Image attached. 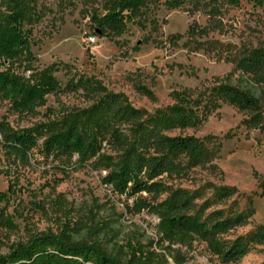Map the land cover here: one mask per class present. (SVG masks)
<instances>
[{
    "label": "rangeland",
    "instance_id": "1",
    "mask_svg": "<svg viewBox=\"0 0 264 264\" xmlns=\"http://www.w3.org/2000/svg\"><path fill=\"white\" fill-rule=\"evenodd\" d=\"M111 1L34 0L39 20L30 26L33 69L52 67L61 88L29 114L16 112L0 100V125L46 132L82 116L106 93L118 94L133 107L152 113L173 103V90L197 96L225 78L240 56L264 47V8L251 2L219 4L213 11L214 30L189 36L191 24L207 26L209 8L203 2L208 0H182L176 8L166 0H152L119 35L102 33L91 19ZM78 78L89 81L87 88L71 86ZM247 114L222 103L196 128L165 131L171 136L209 137L219 144L213 164L223 174L185 166L180 174L158 177L168 187H203L206 198L216 187L228 185L251 195L252 216L222 235L227 241L264 226V195L258 187L259 178L264 177V132L242 124ZM59 165H63L60 159H46L36 151L28 163H21L0 147V192L5 193L0 200V254L33 234L66 229L74 241L97 243L123 264H264V242L254 244L236 261L213 254L198 239L190 245L159 243L156 215L135 210L134 197L118 196L103 182L102 167L90 163L73 171L67 166L64 173ZM166 195L154 199L142 194L153 203ZM233 199L240 210L244 197H233L227 204ZM5 215L10 216L13 229L6 227ZM132 247L143 255H132Z\"/></svg>",
    "mask_w": 264,
    "mask_h": 264
},
{
    "label": "trees",
    "instance_id": "2",
    "mask_svg": "<svg viewBox=\"0 0 264 264\" xmlns=\"http://www.w3.org/2000/svg\"><path fill=\"white\" fill-rule=\"evenodd\" d=\"M151 1L112 0L103 13H93L91 19L102 33L119 35ZM241 1L264 8V0H208L203 2L209 8L207 26L191 24L187 33L207 35L214 30V9L223 2L236 6ZM166 3L176 8L182 0ZM38 20L34 0H0V100L7 101L16 112L33 113L44 104L48 94L61 88L52 67L33 69L30 26ZM75 82L71 86L87 88L89 81L78 78ZM144 92L151 95L148 90ZM170 96L171 105L149 113L123 101L118 94L106 93L85 109L82 116L46 132L34 128L13 130L0 125V147L5 155L21 163H28L35 151L46 159H60L63 165L58 168L64 173L67 166L77 171L90 163L97 164L105 170L103 182L111 185L118 196L134 197L135 210H148L156 215L159 243L190 245L198 239L224 260H239L254 244L264 242L263 225L232 241L222 239V235L245 224L252 216L251 195L239 193L233 186L220 185L204 198L203 187L171 189L158 177L180 174L185 166L204 167L223 175L213 164L219 144L209 141V137L203 140L165 134L200 126L222 103L248 113L242 120L247 129L264 132V47L240 56L225 78L197 96L188 90H173ZM74 156L76 159L72 161ZM258 187L260 195H264V177L259 178ZM143 193L154 199L163 193L167 195L153 203L143 198ZM4 197L5 193L0 192V200ZM233 197H244L240 210L235 208L236 199L227 204ZM201 198L198 204L196 200ZM3 219L6 227H15L10 216ZM138 249L132 247V255H143ZM0 264L123 263L97 243L74 241L72 234L63 229L33 234L26 242L14 243L8 252L0 254Z\"/></svg>",
    "mask_w": 264,
    "mask_h": 264
},
{
    "label": "built area",
    "instance_id": "3",
    "mask_svg": "<svg viewBox=\"0 0 264 264\" xmlns=\"http://www.w3.org/2000/svg\"><path fill=\"white\" fill-rule=\"evenodd\" d=\"M108 186L112 189L111 185H108Z\"/></svg>",
    "mask_w": 264,
    "mask_h": 264
}]
</instances>
